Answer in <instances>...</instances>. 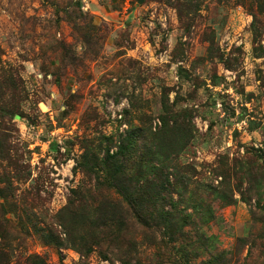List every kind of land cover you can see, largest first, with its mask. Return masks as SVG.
Masks as SVG:
<instances>
[{
	"label": "rangeland",
	"instance_id": "374dc122",
	"mask_svg": "<svg viewBox=\"0 0 264 264\" xmlns=\"http://www.w3.org/2000/svg\"><path fill=\"white\" fill-rule=\"evenodd\" d=\"M257 3L0 0V106L16 107L0 117V178L14 181L0 195V264H264ZM138 128L146 140L133 144L134 170L153 162L144 145H178L166 166L185 182L171 194L179 207L169 198L160 214L193 221L189 244L172 240L166 222L132 219L84 172L81 157L115 153L106 139L119 144Z\"/></svg>",
	"mask_w": 264,
	"mask_h": 264
},
{
	"label": "trees",
	"instance_id": "16d2710c",
	"mask_svg": "<svg viewBox=\"0 0 264 264\" xmlns=\"http://www.w3.org/2000/svg\"><path fill=\"white\" fill-rule=\"evenodd\" d=\"M257 1L259 2L257 4H260L264 7V0ZM11 104L12 103H9L7 100H4L0 106L1 118H9V116L15 113L16 107L15 105ZM170 112L171 111H169V114H171ZM106 140L110 141L109 143L114 144V146L115 144L118 146L115 153L111 154L110 149H105V158H100L98 156L99 154L96 152L93 153V155L88 153L81 157V159H83L81 164H83L82 167L84 168V172L88 177L92 176L95 178V186L97 187V190L103 189L107 190L108 192L114 191L116 194H118L122 203L125 204L127 208H129L132 219H135L137 222L141 223L147 228H158L160 230V228L164 226L166 222L168 228H173L172 233H167L168 236L175 241H186L185 244H187L188 234L184 230L187 224L193 223V221L189 222L186 217L182 219V223L180 224V221L176 222L170 213L166 215L160 214V210H162V207L164 206V204L161 203L169 198L172 201V192H174L179 183L184 182L183 179L180 180L182 177L178 175L181 174L178 171L176 172L177 175H174L175 182L171 181V175L168 172V167L166 166V164L168 165L171 160H173L171 157V150L176 149L178 145H169L166 147V151L160 150L158 153L157 150L165 147L163 146L164 144H157L159 146L144 145V152L146 151L152 154L151 160L153 162H148L147 164L142 163L140 166H138V170L139 167L145 168L144 173L142 168L141 175L143 177H141V181L143 182V186L140 187V181L136 179L138 170H134V166L139 165L138 162L134 160V153L137 155L139 150L135 148L133 144H136L137 141L141 142L146 140L143 129L138 128L127 132L125 137L121 138L119 144L115 143L112 138ZM157 140L162 141V139ZM168 140L166 141L168 142ZM180 141L184 143L186 142V139H180ZM7 149L6 141L3 140L2 143L0 142V157L2 152H7ZM154 162L158 163L159 166ZM149 167H151V171L149 170ZM12 179L13 178H9L7 175H4L2 178H0V183L4 185L3 189L0 188V195L3 194L2 192L4 189L6 192L8 191V193L11 192L12 186L14 184ZM15 179V181L20 182L22 177H17ZM73 193L75 197L80 195V191L78 190L73 191ZM171 207L174 211H176L179 205L172 201ZM204 212L205 208L203 209V212L199 214L202 215ZM260 212V216H257V219H259L261 226L264 228V208L261 209ZM206 214L208 213L205 212L204 215ZM1 229L2 224L0 222V230ZM3 235L4 234L0 233V237ZM259 237L264 239V231ZM257 249L259 250L260 254L264 256V242H262L261 246H258ZM0 258H4L2 254H0ZM216 262L219 264L220 258H217Z\"/></svg>",
	"mask_w": 264,
	"mask_h": 264
}]
</instances>
